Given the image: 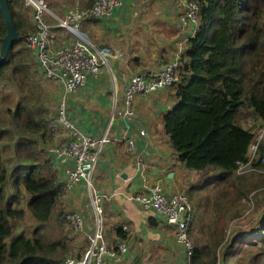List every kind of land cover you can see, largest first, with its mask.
I'll use <instances>...</instances> for the list:
<instances>
[{
	"label": "trees",
	"instance_id": "1",
	"mask_svg": "<svg viewBox=\"0 0 264 264\" xmlns=\"http://www.w3.org/2000/svg\"><path fill=\"white\" fill-rule=\"evenodd\" d=\"M197 1L198 27L180 53L179 81L171 87L176 102L163 115L162 128L184 168L217 171L201 186L205 189L211 184L230 204L236 198L247 197L252 190L264 189V172L251 171L256 179L235 173L237 162L248 160L249 145L254 139L253 132L238 122L239 107H251L258 124L264 123V0ZM7 2L15 28L22 36L0 64V78L10 77L27 94L14 109L4 111V121L0 122V264H62L70 244L73 248L68 234L57 240L45 239L41 234L13 235V221L21 220L25 210L41 224L53 217L67 221L59 208L60 184L49 168L48 153L43 158L38 146L52 145V137L40 99L33 98L31 72H37L23 44L29 32L28 18L23 0ZM5 34L0 13V45ZM6 134L17 136L12 165L3 156L1 141ZM263 157L264 139L252 166L264 169ZM201 186L193 188L191 194L195 213L205 208L207 197ZM219 201L217 195L213 203ZM121 232L119 229L117 234L124 238ZM254 234L262 236L264 242V230ZM234 242L235 239L228 249ZM221 243V238L214 241L211 256L195 245L191 264H217ZM229 255L225 251L224 264H228Z\"/></svg>",
	"mask_w": 264,
	"mask_h": 264
},
{
	"label": "crops",
	"instance_id": "2",
	"mask_svg": "<svg viewBox=\"0 0 264 264\" xmlns=\"http://www.w3.org/2000/svg\"><path fill=\"white\" fill-rule=\"evenodd\" d=\"M93 1L43 0L56 15L75 5L89 6ZM123 3L110 18L84 23L83 32L106 54L111 70L104 68L98 78L88 77L83 88L68 99V111L84 133L99 135L109 127L113 138L104 145L93 173L95 187L104 195L101 204L106 242L116 246L125 239L128 244L127 251L113 264H183V251L175 244L173 225L163 215L144 210L131 199L136 194L148 193L156 183L166 193L178 192L179 188L192 185L187 175L201 172L186 169L177 161L168 137L162 132L163 115L175 104L173 91L170 88L136 97L134 114L130 117L117 115L116 111L123 108V92L129 78L172 60L191 37V30L179 21V10L173 2L123 0ZM23 8L31 15L30 7L23 5ZM52 30L57 42L66 39L55 25ZM46 84L51 105L55 106L61 88ZM112 112L115 117L111 121ZM141 130L144 135H140ZM62 135L58 139L52 137V144L63 142ZM125 137L133 139L134 153L141 156L142 167H136L133 154L125 150ZM53 174L57 181L61 180L60 170ZM85 190L82 183L74 185L62 195L61 206L65 213L80 212L87 228L92 229V210L85 206L88 203ZM119 229L124 238L118 236Z\"/></svg>",
	"mask_w": 264,
	"mask_h": 264
},
{
	"label": "built area",
	"instance_id": "3",
	"mask_svg": "<svg viewBox=\"0 0 264 264\" xmlns=\"http://www.w3.org/2000/svg\"><path fill=\"white\" fill-rule=\"evenodd\" d=\"M173 2L179 10V21L191 30V37L198 27L199 4L197 0H165ZM25 7L31 9L33 28L24 35L23 43L33 59V68L41 82L60 86L56 105L45 118L51 137L58 139L62 133L63 142L47 147L49 168L53 172L61 171V195L68 193L74 185L82 183L85 187L88 203L92 210V229L86 226L84 216L78 211L65 213V219L72 229L73 248L62 264H113L119 255L127 251V242L121 239L116 246L108 245L104 236V209L101 194L93 182V173L106 143L113 138L106 127L99 135L84 133L68 111V99L76 95L84 86L88 77L98 78L107 68V56L83 32V26L90 19L110 18L116 8H122L123 0H94L89 6L69 7L62 15H56L43 0H23ZM50 17L59 33L66 38L62 43L57 38L48 21ZM181 50L174 58L159 68L148 72L133 74L123 92V108L117 115L130 117L134 114L135 99L157 91H165L179 81L181 70ZM112 112L111 121L114 118ZM110 121V122H111ZM254 139L249 145V158L246 162H237L235 173L241 175L251 171L264 172L253 167L258 157L259 143L264 139V123L254 130ZM145 131L141 130L140 135ZM60 137V138H61ZM125 150L134 157L136 167H142L141 156L135 154L132 138L125 137ZM264 161V157L261 158ZM62 162L60 166L59 163ZM147 211L163 215L166 222L174 227V241L184 255L183 264H191L194 245L188 233L192 216V202L185 192L166 193L162 185L154 184L148 193L136 194L131 198Z\"/></svg>",
	"mask_w": 264,
	"mask_h": 264
},
{
	"label": "rangeland",
	"instance_id": "4",
	"mask_svg": "<svg viewBox=\"0 0 264 264\" xmlns=\"http://www.w3.org/2000/svg\"><path fill=\"white\" fill-rule=\"evenodd\" d=\"M24 14L27 15V25L30 31L33 28L30 11H26ZM47 19L50 23L55 22L53 19L50 21V17H47ZM105 70H111L108 59ZM31 74L34 78L31 84L34 91V101L40 99L39 105L43 109V114L46 118L50 108L54 106L51 105L52 98L48 93L50 88H48L46 83L41 82L38 75L33 74V72ZM23 91L24 88L20 89L10 77L5 76L0 78V122L4 121V111L14 109L21 98L27 94L26 91ZM112 95L115 97V91H113ZM111 115L112 113L109 115L110 120ZM237 119L247 129L254 130L258 125V120H256L253 109L246 105L239 107ZM162 132L165 134L163 130ZM16 137V135L6 134L1 141L3 145V156L9 165L14 163L12 155ZM38 146L43 151L41 154L42 157L46 159L47 147L49 148L51 145H45V147L39 143ZM216 174L217 171L215 173L213 171L191 172V174L187 175L188 177L190 176V179H188L192 183L191 188H179L180 192H185L188 195L193 205L192 213L194 221L189 230V236L193 245L203 247L206 253L211 256L212 244L216 239L221 238L222 243L219 245L217 252V264H224L223 258L225 251H229L230 253L228 256L230 257L228 264H254L256 261V264H264V242L262 241V236L254 234L259 232V230H264V189L252 190L247 197H242L241 199L235 197L236 200L231 201L230 204H226L225 199L220 196V192L216 191L211 184L205 189L201 186V184ZM246 174L248 177L253 176L251 172L244 173V175ZM253 179H256V177L253 176ZM198 186L202 187V192L206 195L207 199L204 201L205 208L197 214H194L195 202L191 194L193 193V188H197ZM217 195L220 201L214 204L213 202ZM60 202L59 208H62L64 211V208L61 206V204L63 205L62 196ZM59 208H55L56 214ZM20 232L27 236L41 234L45 239L52 240L61 239L67 234L68 237L72 235L71 226L65 221H58L53 217L48 223L41 224L36 222L27 210H25V214L21 220L13 221V235ZM234 239L233 247L228 249V246ZM70 248L71 244L67 254L72 251V248Z\"/></svg>",
	"mask_w": 264,
	"mask_h": 264
},
{
	"label": "water",
	"instance_id": "5",
	"mask_svg": "<svg viewBox=\"0 0 264 264\" xmlns=\"http://www.w3.org/2000/svg\"><path fill=\"white\" fill-rule=\"evenodd\" d=\"M0 13L6 26V34L1 38L0 64L6 59L9 49L21 38V34L16 30L12 15L9 11L7 0H0Z\"/></svg>",
	"mask_w": 264,
	"mask_h": 264
}]
</instances>
